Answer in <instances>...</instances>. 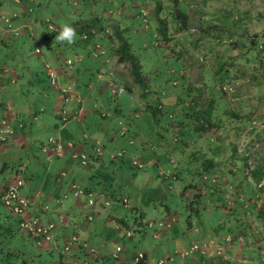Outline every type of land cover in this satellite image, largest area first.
Segmentation results:
<instances>
[{
	"label": "rangeland",
	"instance_id": "obj_1",
	"mask_svg": "<svg viewBox=\"0 0 264 264\" xmlns=\"http://www.w3.org/2000/svg\"><path fill=\"white\" fill-rule=\"evenodd\" d=\"M148 1L153 0H0V71H11L16 78L13 82L6 72L10 78L0 80V119L4 104L19 111L17 123L23 125L18 129L26 139L24 144L9 139L1 148L0 185L17 177L20 194L31 198L37 193L35 217L48 230L43 234L50 236L49 242H40L41 234L32 236L24 230L19 216L0 202V264H58L60 251L65 258L75 257L74 264H135L133 254L143 249L146 264H209L201 261L193 242L199 247L210 238L219 247L235 242L243 221L251 220L252 204L237 194L240 184L248 193L255 189L254 180L248 181L244 172H251L264 150V107L256 106L249 122L262 123L259 136V130L255 133L246 126L233 130L235 120L228 123L233 115H226L230 118L221 126L200 127L193 103L199 87L193 89L183 76L186 59L180 43L193 55L188 78L202 72L204 105L211 93L219 109L238 107L242 98L256 101L259 93L242 88L237 94L224 81L225 66L215 72L219 59L211 36L203 33L196 38L197 24L190 25L193 33L187 32L183 42L178 40L180 21L174 9L186 13L189 3L193 15L211 10L215 0H160L168 46L160 43L161 31L156 34ZM235 7L238 15L249 8L255 14L263 9L264 0H237ZM112 18L124 25L128 50L141 61L143 80L132 87L131 63L122 62V73L113 64L108 32ZM189 19L203 21L197 15ZM248 21L244 35L250 37L264 21ZM65 23L75 29L72 44L55 39L60 32L55 26ZM23 29L26 33H19ZM255 47L257 61L264 63L263 45ZM246 55L255 58L253 51ZM249 73L245 78H251ZM65 95L68 98L62 99ZM65 101L64 108L80 107V116L61 125V136L53 124L56 117L51 121L52 110L60 103L57 112L66 118L61 110ZM220 110L218 115L223 116ZM66 136L84 149L67 150ZM256 140L260 145L253 151ZM59 141L60 153L54 149ZM262 183L263 179L257 187ZM85 187L102 203L97 200L95 210L87 204ZM91 209L93 217L88 220ZM245 234L251 238L250 232ZM114 240L125 248L116 249ZM99 250L104 254H92ZM112 252L123 253L126 259L119 260Z\"/></svg>",
	"mask_w": 264,
	"mask_h": 264
},
{
	"label": "crops",
	"instance_id": "obj_2",
	"mask_svg": "<svg viewBox=\"0 0 264 264\" xmlns=\"http://www.w3.org/2000/svg\"><path fill=\"white\" fill-rule=\"evenodd\" d=\"M20 1L21 0H17ZM94 2L97 0H93ZM160 0H153L151 2L148 3V12L150 17L153 19V22H155V28H156V34H159V19L162 18V3L159 2ZM108 2H110V0H108ZM188 2V1H187ZM134 5H136L134 3ZM188 12L184 13V11L178 10L177 8L174 9V12L176 13V15L178 16H183L185 18H187L186 24L185 26H182V28H179V34L180 36H178V40L179 41H184V37L185 34L187 32H191L190 29V25L192 24H197L194 25L196 27L197 30H199L198 32H194V35L196 38L200 37L201 34H205L208 33L211 36V41L213 42V45L215 47V50H213V52L216 51V54L218 55V59L219 61L223 62V66L226 67V69H228L227 71V79L224 80L225 83H227L228 85H232L235 89H236V93H241L240 90L242 88H247L250 90V88H253L254 90H256V92L259 93V96L257 100H253V101H249V100H242L240 99V103L238 107H232L230 108H220V106H217V101L214 99V97H212V95L214 94H210L208 95V102L211 100V104H210V122L214 123V125L216 126H221L224 122L223 120H228L230 117H225L226 115H233L235 116L234 118H230L229 122L230 124H233L235 122V128L233 130L239 131V129H241L242 127L244 128L246 126V128L248 129H252L254 130V132L256 133V131L259 130L257 136H259L261 134V129L263 127L262 123H258L256 124L255 122L250 123V119L253 117V114L255 113V108L256 106H263L264 107V63L262 64L263 66H259L261 63L260 61H257V59L259 57H248V55H246L247 52L249 51H253V56L256 54L255 48H250L246 42H244L243 38H245V36L247 35H243V31L244 28L238 27L236 30H230V31H235V34L238 40H236V43H230L229 40H232V38H230L229 36L232 35V32H228V27L226 26V21L223 19L222 17V13H218V12H213L212 10H200L197 13H193L192 15V11L189 10V3H188ZM158 8V9H156ZM121 12H119L120 14ZM123 13V12H122ZM197 15V17L199 19H203V21H199V22H193V20H190L189 18H195V16ZM204 18H208L209 21H204ZM111 22V30L108 29V32L110 33L111 36V44L113 48H116L117 46H119L124 38L123 35V31H122V27L124 25H122V23L120 24L119 21L114 20V18H112L110 20ZM161 23V22H160ZM180 24V23H179ZM260 26H256V29L254 30V33H257L256 35V40H257V45L258 44H262L263 47V53H264V23L260 22ZM55 27H58V30L61 28L57 25ZM161 27V25H160ZM91 30L96 29V27H90ZM32 31V29H31ZM19 33H26V30H19ZM193 33V32H191ZM226 34L224 38L223 34ZM1 34V33H0ZM246 34V33H245ZM2 35V34H1ZM8 35V34H6ZM121 35V36H120ZM183 37L182 39L180 37ZM244 36V37H243ZM177 37V36H176ZM169 37L167 35H163V39L160 41V43L163 46H168L169 45ZM226 39V40H225ZM216 41L219 42V44L216 43ZM176 44V41H175ZM217 44V45H216ZM206 45V44H205ZM222 45L223 47L221 49H217V46ZM180 49L184 50V55H183V59H186V62L184 64V66L186 68H184V72L183 76L185 77L188 85H190L193 89L196 88L197 86L200 88V91H196L201 92L204 90V86L202 84V72L200 74L197 75V77L195 79L190 80L188 78V66L189 65V57L193 58L192 54H187L186 52L188 51L186 47V45L180 43ZM220 47V46H219ZM261 54V52H260ZM114 55V62L113 64H115V66L119 69V73H122V62L121 60H117L116 57H118L117 54L113 53ZM239 55H244L242 56L243 59L242 61H240L238 59ZM217 59V58H216ZM138 60L141 64V61L138 57ZM213 63V62H211ZM215 66H216V61H214ZM201 64V63H200ZM213 65V64H212ZM252 69V71H248L249 69ZM6 70V69H4ZM0 71V80H5L8 79V77L10 78V76H7L6 74L9 73L10 75L12 74L11 71ZM251 72L249 74H251V78L249 79L248 77L245 78L244 73L245 72ZM7 72V73H6ZM52 73V71H50ZM124 72V71H123ZM215 72H218L217 66L215 68ZM200 75V76H199ZM12 77V75H11ZM129 79H130V83H131V87L136 85L137 82H135L133 80V77L129 75ZM11 80H13V82L16 81V78H11ZM246 80H249V82H247ZM221 83H223V81L220 80ZM247 82V83H246ZM11 83V82H8ZM199 84H202L201 86ZM248 85V86H246ZM246 86V87H245ZM0 87H2V84L0 85ZM60 88V87H59ZM61 89V88H60ZM62 90V89H61ZM205 91V90H204ZM251 92V91H250ZM248 92V93H250ZM206 93V92H205ZM251 94V93H250ZM256 94V93H255ZM220 95V92H219ZM223 95V94H222ZM197 95H193V97H195ZM225 96V95H224ZM241 96V95H240ZM67 99L68 97H66V95L64 97H62V99ZM61 102L63 100H60ZM67 101V100H66ZM66 101L64 102V106L61 108V110L64 111V113L67 115L66 118H62L61 114H59L57 112V109H59L60 107V103L56 102L55 106L53 109H55V111L52 110V114H53V119L51 121H54V116L56 117L55 121L53 122V124L55 125V127H57L56 129H60L61 125H68L69 121H67V119H73L74 117L80 116L78 114V109L80 107H78L77 109H68V108H64L66 106ZM80 101V100H78ZM207 102V103H208ZM206 103V104H207ZM4 114L2 115L1 119H0V123H4L3 128L0 132V150L3 147H6V143L9 142V139L13 142V143H20V144H24L26 142L25 136H23L18 127L22 126L23 124L21 123H17V120H19L20 118V112L19 111H14V109L11 108V105L9 104H4ZM60 110V109H59ZM220 110V113H223V116L218 115V111ZM80 111V110H79ZM57 112V113H56ZM264 113V108L263 111ZM261 112V113H262ZM35 116V115H34ZM239 116V118H237ZM221 117V118H220ZM66 119V120H64ZM231 119L235 120L234 122L231 121ZM249 124V125H247ZM7 128L9 130H7ZM5 130V131H4ZM61 136V130H59L58 132ZM68 136H66L65 138L68 140L67 144V150H73V153L75 152H79L81 150L84 149V146L81 145V143H78L74 145V143L72 142L73 140H71L70 138H67ZM72 142V143H71ZM61 152V151H60ZM58 152V153H60ZM261 158L259 163H263L264 161V150L261 152ZM258 164V163H257ZM245 174L249 175L247 176L248 178H246L248 181L251 179L250 178V174L249 172H244ZM264 178V177H263ZM19 178L15 177L13 179H10L8 181H6V183L10 182V181H15ZM254 185H255V189H253L252 191H250L249 193L247 192V188L246 190H244V186L242 184H240V192L239 194H237L239 197H242L243 199H245V202H250L252 205L255 204V207L253 208V210H260L263 211L264 209V184L262 186H260L259 188L257 187L256 183L257 181L254 179ZM4 184V183H3ZM22 183H20L18 185V187L21 185ZM2 185V184H1ZM0 185V186H1ZM234 186L233 183L229 184V187ZM86 189V190H85ZM84 191H85V195L88 196V200L89 198H91L93 200L92 203L87 202L88 205H92V207H95L94 204L95 202L98 200V198H94L93 197V193H92V189L85 187ZM250 189V188H249ZM24 195L28 202V206H27V210L25 211V214L27 216H31L37 219V217H35V212L33 210V205L36 203L37 200V193L32 196L31 198H28L27 195ZM251 195V196H250ZM247 196V197H246ZM101 199L104 200L107 203V196L105 194L101 195ZM87 200V201H88ZM79 202L81 201L80 199L78 200ZM1 202V200H0ZM98 202H100V199L98 200ZM101 203V202H100ZM2 204V202H1ZM3 205V204H2ZM102 205V203H101ZM3 207L5 208V206L3 205ZM6 209V208H5ZM96 209V207L94 208V210ZM7 210V209H6ZM8 211V210H7ZM9 212V211H8ZM93 210H89V212L86 215V219L90 220L93 217L92 214ZM260 212H253L252 216L250 217L251 220H245L243 221V223L241 224L242 228L240 229V233L238 235V238L236 239V241H231V242H226V244L223 246L221 243V247L218 246V244H216V240L213 238L207 239V243L203 242L202 246H196V244L193 242V246L192 248H197L199 249L198 254L201 256V261L203 262H209V264H258L259 263V259H263L261 260L262 264H264V231L263 229H261V225L264 224V217H262V213ZM260 213V214H259ZM91 216V217H89ZM20 218V217H19ZM117 228L120 229V226L117 224L116 225ZM47 230V229H46ZM48 231V230H47ZM46 231V232H47ZM250 232L251 234V238H248L246 236L245 233ZM41 234L40 238V242H49L50 236L48 234V238H46V235L43 233H39ZM43 234V235H42ZM244 236L245 238H243L242 240L240 239L239 236ZM34 236V235H32ZM36 236V235H35ZM74 237V236H72ZM36 238V237H34ZM76 240L78 237H75ZM66 241L71 240V237L66 236L65 237ZM206 239V238H205ZM79 241V240H78ZM56 242V241H54ZM74 245L76 243H73ZM85 244V242H84ZM113 246H115V248H119L122 247V249H124V246H120L121 244H119V242H117V240H114V242L111 243ZM216 244V245H215ZM57 245V244H55ZM121 249V248H120ZM147 249H143V250H138L137 252H135L133 255L137 254V253H143V256L139 258L138 261H133L135 264H146L147 261ZM195 250V249H194ZM116 258H118L119 260L124 261L126 259V256L123 255V253L121 254V256H118V253L116 252H112ZM95 256H101L102 254H104L103 252L99 251H95ZM60 259L58 264H63L64 261H72L73 264L76 263V258L75 257H69L65 258V256L63 254H61L60 251ZM263 255V256H260ZM78 256V254L76 255ZM208 259V260H207ZM207 260V261H206Z\"/></svg>",
	"mask_w": 264,
	"mask_h": 264
},
{
	"label": "trees",
	"instance_id": "obj_3",
	"mask_svg": "<svg viewBox=\"0 0 264 264\" xmlns=\"http://www.w3.org/2000/svg\"><path fill=\"white\" fill-rule=\"evenodd\" d=\"M229 1H230L231 5H229ZM236 1L237 0H215V2L213 3L214 5H211V10L213 12H218V13L221 12L222 13L221 15H222L223 19L226 21L225 24L229 29L228 30L229 33L232 32L230 30H233V29L236 30L238 27L244 28V30L246 28H248L246 25V23H247L246 21H248V20L249 21L256 20V22L264 21V7L262 10L258 9L255 14L251 13V9L249 8V9H246L244 11H241L240 13L238 12L240 14V15H238V14L234 13L236 11L235 10L236 7L233 8V2L236 3ZM156 9H158V8H156ZM178 17H179V21H180L179 22L180 23L179 28H182V26H185L187 18H185L183 16H178ZM247 18H248V20H247ZM160 25H161V27H160ZM88 26H89L88 24H81L82 28L88 27ZM90 27H92V26H90ZM166 28H167L166 21L162 17L161 19H159V30L161 31V33L163 35L166 32V30H165ZM243 33H244V31H243ZM232 35H234L233 36L234 38L232 37L231 42L235 44L236 40H238L236 38L238 35L236 36L235 34H233V32H232ZM256 35H257V33L251 34L250 37H248V35L247 36L244 35L245 38H243V40H244V42H246L248 44L249 49L250 48H256L255 47V46H257ZM128 43L129 42L126 39H123L122 43L119 46H117L116 48L112 47V50L114 51L113 53L118 55V60L129 61L131 63V74H132L133 80L135 82H140L143 80V76L141 75V72H140L141 64L138 60V57L134 53H132L128 50ZM254 57H256V54L254 55ZM262 64H263V62L261 61V64L259 66H263ZM223 67H224L223 62L219 61L217 64L218 71L222 70ZM225 69H226V67H224V70ZM226 70L228 71V69H226ZM198 91H200V88L198 89ZM219 91L223 94H226L225 93L226 90L224 88L221 89V87H219ZM195 95H197V96L193 97V103L195 105V111L197 112V118L200 119L199 120L200 121L199 126L206 128V129L212 128L214 123L210 122L211 118H210V113H209L211 100L206 105H204L202 103V99H201L202 93L199 92V94H198V92H196ZM160 106L161 105H159L158 107H160ZM245 156L243 155L244 162L246 165L247 162H246ZM250 173H251L250 174L251 179H253V180L255 179L257 182L263 179V183H264V178H263L264 177V161H263V163L261 162V163L256 164L251 169ZM247 176H249V175L245 174L246 178H248ZM252 206L254 208L255 204ZM254 211L260 212V210H257V211L254 210ZM260 213H262V217H264V209ZM19 220H20V218H19Z\"/></svg>",
	"mask_w": 264,
	"mask_h": 264
},
{
	"label": "built area",
	"instance_id": "obj_4",
	"mask_svg": "<svg viewBox=\"0 0 264 264\" xmlns=\"http://www.w3.org/2000/svg\"><path fill=\"white\" fill-rule=\"evenodd\" d=\"M51 73V72H50ZM120 90H123V88H120ZM4 123H0V132L3 131ZM49 142H54L52 137H49ZM260 145V140L253 141L251 150L255 151L257 147ZM51 147L54 148L53 145ZM61 148H63V143L58 142L56 143V148H54L56 151L60 152ZM135 161V160H134ZM21 183L20 179H17L15 181H10L8 183H4L0 186V200L2 204L5 206V208L12 214L18 215L20 217V226L27 232H30L31 235H37L39 233H46V228L43 227L40 223V221L34 217L27 216L25 214V211L27 210L28 206V200L27 198L20 194L17 190L18 185ZM125 200V199H124ZM88 202L92 203L93 200L89 198ZM91 217V216H89ZM46 238H48V235H46ZM68 245L65 247L67 249ZM118 256H121V254L118 253ZM143 256V253H137L135 254L134 260L138 261L140 257ZM64 264H70L68 261H64Z\"/></svg>",
	"mask_w": 264,
	"mask_h": 264
},
{
	"label": "clouds",
	"instance_id": "obj_5",
	"mask_svg": "<svg viewBox=\"0 0 264 264\" xmlns=\"http://www.w3.org/2000/svg\"><path fill=\"white\" fill-rule=\"evenodd\" d=\"M57 41H67L68 44L75 42V29L68 23L61 26L59 34L55 37Z\"/></svg>",
	"mask_w": 264,
	"mask_h": 264
}]
</instances>
